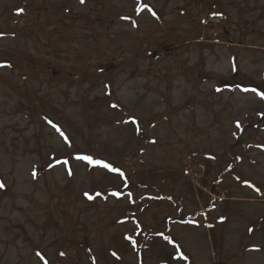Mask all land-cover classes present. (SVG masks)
Wrapping results in <instances>:
<instances>
[{"label": "rangeland", "instance_id": "rangeland-1", "mask_svg": "<svg viewBox=\"0 0 264 264\" xmlns=\"http://www.w3.org/2000/svg\"><path fill=\"white\" fill-rule=\"evenodd\" d=\"M256 83L264 0H0V264H264Z\"/></svg>", "mask_w": 264, "mask_h": 264}, {"label": "snow or ice", "instance_id": "snow-or-ice-1", "mask_svg": "<svg viewBox=\"0 0 264 264\" xmlns=\"http://www.w3.org/2000/svg\"><path fill=\"white\" fill-rule=\"evenodd\" d=\"M83 2H84V0H81V3H83ZM145 7H146V5H145ZM262 95H264V94H262ZM237 127H239V124L237 125ZM57 130H59V129H57ZM61 135H63V133H61ZM78 158L79 159H82V160H86L89 164H96V165L102 166L103 168L108 169L109 171L117 172L121 176L123 175V173L120 172V170L118 168H114V167H112V165H110L108 163H105L102 160H93V158L90 157V156H83V157H78ZM65 163H67V161H65ZM0 187H2V185H0ZM114 195H116V193H114Z\"/></svg>", "mask_w": 264, "mask_h": 264}, {"label": "flooded vegetation", "instance_id": "flooded-vegetation-1", "mask_svg": "<svg viewBox=\"0 0 264 264\" xmlns=\"http://www.w3.org/2000/svg\"><path fill=\"white\" fill-rule=\"evenodd\" d=\"M253 50H256L257 48H252ZM251 92L257 97V95L259 96V98L261 99V101L264 103V86L261 88L256 84H254L251 88ZM258 124H255V127H257Z\"/></svg>", "mask_w": 264, "mask_h": 264}, {"label": "trees", "instance_id": "trees-1", "mask_svg": "<svg viewBox=\"0 0 264 264\" xmlns=\"http://www.w3.org/2000/svg\"><path fill=\"white\" fill-rule=\"evenodd\" d=\"M180 255H184V254H183V252H182V253H180Z\"/></svg>", "mask_w": 264, "mask_h": 264}]
</instances>
